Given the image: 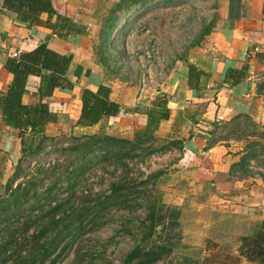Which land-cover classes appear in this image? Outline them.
I'll list each match as a JSON object with an SVG mask.
<instances>
[{"label": "crops", "instance_id": "0c3cea01", "mask_svg": "<svg viewBox=\"0 0 264 264\" xmlns=\"http://www.w3.org/2000/svg\"><path fill=\"white\" fill-rule=\"evenodd\" d=\"M50 1L58 14L81 25L84 33L58 34L52 27L55 16L29 15L24 8H17L18 2H12L10 7L2 0L0 96L8 92L14 80L7 69L8 62L15 54L31 52L42 44L72 56L68 86L44 99L58 117L56 123L47 125V137L94 134L102 124H109L114 128L108 134L132 139L137 131L146 128L152 102L165 94L171 114L160 123L155 137L161 145L183 141V148H172L160 155L177 156L170 161H181L180 173H185L194 185L185 189L186 183L181 181L173 192L180 189L182 193L166 196L170 200L166 204L181 212L185 238H192L202 253H206L204 248L210 242L216 248L214 254L220 257L235 258L237 264H255L243 258L239 249L241 238L257 234L264 222V0H214L215 14L210 20L213 25L204 41L175 62L169 85L157 89L156 96L148 102L142 90L124 89L107 80L106 69L96 56L101 16L116 0ZM27 14L33 21L23 17ZM189 65L203 73L198 89L189 85ZM242 69L244 78L239 83L234 84L232 79L226 82L229 70ZM40 85V77L28 78L24 104L40 102ZM101 85L112 88L111 98L121 105L122 113L94 127L77 126L84 90L96 91ZM238 115L248 117L255 125V129L250 128L252 134L235 141L214 142L216 126ZM250 152L255 156L243 165L242 157ZM20 159L19 131L5 124L0 109V188L6 185L4 181L9 180L11 168Z\"/></svg>", "mask_w": 264, "mask_h": 264}, {"label": "trees", "instance_id": "16d2710c", "mask_svg": "<svg viewBox=\"0 0 264 264\" xmlns=\"http://www.w3.org/2000/svg\"><path fill=\"white\" fill-rule=\"evenodd\" d=\"M149 1L116 0L104 9L95 52L107 74L115 72L114 69L119 64V57L112 50L115 33L126 24L128 16L137 14ZM12 2H18L17 8H24V12L29 15L48 13L50 18L55 16L56 21L52 27L58 34L84 33L81 25L58 14L50 0H5L10 7H13ZM28 14L23 17L31 20ZM212 25L211 22L204 27L206 33ZM71 63L72 56L61 55L42 44L7 64L14 80L8 92L0 96V109L5 124L19 131L21 159L7 181L4 193H0V264H59L66 250L84 234L89 223L93 224L112 209L133 214L141 208L147 211L145 219L137 221L130 218L125 222L124 232L135 238L137 244L122 264H158L165 261L173 253L175 242L179 244L181 241V212L164 204L159 196L157 185L164 171L148 176L141 172L140 177L135 178V169L131 165L137 160L145 161L155 154H164L172 148L182 151L183 141L175 140L161 145L155 137L160 123L168 120L171 114L165 94H159L152 102L147 111L146 128L137 131L132 139L103 132L74 137L70 146L74 161L63 170L57 167L49 171L39 169L25 183L20 182L25 171L23 160L41 151L48 139L47 125L58 121L57 115L44 99L51 97L56 89L68 86L67 73ZM188 68L189 85L198 89L203 73L193 65ZM120 70L119 67L118 71ZM30 76L41 78L40 102L34 105L23 103ZM243 78L244 69L229 70L226 82L232 79L237 84ZM111 95L112 88L107 85H101L96 91L85 89L77 126L94 127L106 118L121 114L123 108L112 100ZM241 120L246 122L244 128L240 127ZM229 124H236L237 132L240 129L236 139L250 136V128L255 129L250 119L242 115L235 117ZM218 130L217 125L212 135L214 142L218 140ZM229 137L227 135L224 140L227 141ZM212 144L213 142L210 146ZM252 156L255 154L251 152L243 156L242 164ZM102 163L114 168L115 180L110 184L109 190L96 195L91 191H80L81 178ZM118 172L120 175L117 176ZM52 175L54 179L49 184L47 182ZM165 233L168 236L162 239ZM215 249L211 244L206 248L204 264H237L238 260L235 258L222 259L214 254ZM239 252L249 262L264 264V222L257 234L241 238ZM85 257L78 252L76 264L97 262L94 258L93 261L85 262ZM181 264L191 263L183 259Z\"/></svg>", "mask_w": 264, "mask_h": 264}, {"label": "rangeland", "instance_id": "374dc122", "mask_svg": "<svg viewBox=\"0 0 264 264\" xmlns=\"http://www.w3.org/2000/svg\"><path fill=\"white\" fill-rule=\"evenodd\" d=\"M214 9V0H169L165 2L150 0L137 14L128 16L126 24L115 33L112 50L119 57V64L116 65L115 72L107 74V80L115 82L114 84L118 83L124 89L127 87L140 89L144 92V96L146 95L147 102L150 101L156 96L157 89L166 88L169 85L167 82L176 67L175 62L182 56H187L194 47L201 45L204 41L206 33L204 27L212 22L210 20L214 17ZM198 42L200 43L197 44ZM110 64L114 65V62ZM119 67L120 71H118ZM115 79L119 81H114ZM240 123V127L244 128L246 122L241 120ZM113 128L114 125L102 124L94 134L81 136L80 134H58L48 137L41 151L23 160L22 166L25 171L22 173L20 182L25 183L39 169L49 171L57 167L63 170L71 161H74V153L70 151L74 137L107 133ZM235 128L236 124L230 125L228 122L219 124L218 140L225 142L224 138L227 135L230 136L227 141L238 140L236 138L240 129L237 132ZM172 159H177V156L172 154L169 157H161L160 154H155L149 159L146 158L145 161L137 160L131 164L135 169L133 172L135 178L140 177L141 172L148 176L157 171H164L157 185V191L164 204L170 201L169 197L166 200V196L175 197L182 193L180 189L173 192L174 189L180 187L181 181L186 183L185 189L194 187L192 180L187 175L184 176L185 173H180L183 171L181 161H170ZM16 165L11 168L10 177ZM113 173L112 166L102 163L81 178L79 190L91 191L95 195L105 193L115 180ZM187 178L188 181H186ZM53 179L54 175L47 183L50 184ZM6 182L5 180L4 184ZM4 191L5 186L3 185L0 193L3 194ZM146 217L147 211L143 208L133 214L117 209L107 211L96 222L87 225L84 234L80 235L66 250L59 264H76L78 252L86 256L85 262L93 261V258L97 260L91 264H122L137 244L135 238L124 232L125 222L130 218L139 220ZM181 234V241L179 244L175 242L171 256L158 264H181L183 259H187L191 264L194 262H196L194 264H204L206 253H202L203 249L194 245L192 238H185L182 226ZM167 236L166 233L163 234L162 239H166ZM207 247H210V242L206 244Z\"/></svg>", "mask_w": 264, "mask_h": 264}, {"label": "built area", "instance_id": "2783aa9c", "mask_svg": "<svg viewBox=\"0 0 264 264\" xmlns=\"http://www.w3.org/2000/svg\"><path fill=\"white\" fill-rule=\"evenodd\" d=\"M2 10H3V5H2V0H0V22H1V17H2ZM258 50V49H256ZM21 54H15L14 59H19Z\"/></svg>", "mask_w": 264, "mask_h": 264}]
</instances>
